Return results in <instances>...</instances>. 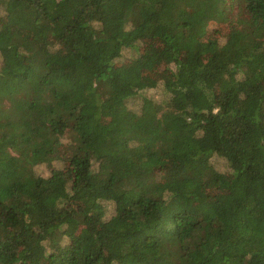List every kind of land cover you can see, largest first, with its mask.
Segmentation results:
<instances>
[{
    "label": "trees",
    "instance_id": "obj_1",
    "mask_svg": "<svg viewBox=\"0 0 264 264\" xmlns=\"http://www.w3.org/2000/svg\"><path fill=\"white\" fill-rule=\"evenodd\" d=\"M0 264H264V0H0Z\"/></svg>",
    "mask_w": 264,
    "mask_h": 264
},
{
    "label": "rangeland",
    "instance_id": "obj_2",
    "mask_svg": "<svg viewBox=\"0 0 264 264\" xmlns=\"http://www.w3.org/2000/svg\"><path fill=\"white\" fill-rule=\"evenodd\" d=\"M233 25L232 21H214L210 26H209V32H208V37L212 38V39H222L224 34L230 29V27ZM151 60L148 59V56H144L141 57L138 62L136 61V63L134 65H149L148 63ZM135 62V61H133ZM132 60H128V63L131 64L133 63ZM133 65V66H134ZM143 68V67H142ZM143 73L146 77V81L154 84L155 81H157L158 79H160L162 77V73H164V64H158L156 69H148L146 67L143 68ZM149 95L152 96L153 98L156 99H160V97H162L161 93H160V89H151L149 90ZM68 128V127H67ZM64 129V128H63ZM65 137L67 138L64 143H62V145H60V147L57 148L56 153L57 154H63L66 152L67 150V143L66 141L68 140V138H72V134L70 132H66L65 133ZM218 167L220 170L225 171L226 170V166L225 163L222 160H218ZM38 173L44 174V175H48L49 174V170L45 167H40L37 169ZM169 172V166L160 169V171H158L157 174V180L161 181L164 180L167 176ZM206 190L208 191L209 194H215L219 192V189L212 187V186H208L206 187ZM106 204V208H107V216H111L113 214H115L116 212V205L113 201H108L105 202Z\"/></svg>",
    "mask_w": 264,
    "mask_h": 264
}]
</instances>
